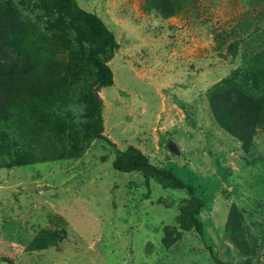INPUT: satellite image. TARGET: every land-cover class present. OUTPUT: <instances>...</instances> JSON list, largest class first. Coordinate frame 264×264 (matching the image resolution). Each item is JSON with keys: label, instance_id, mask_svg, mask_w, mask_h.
I'll use <instances>...</instances> for the list:
<instances>
[{"label": "rangeland", "instance_id": "1", "mask_svg": "<svg viewBox=\"0 0 264 264\" xmlns=\"http://www.w3.org/2000/svg\"><path fill=\"white\" fill-rule=\"evenodd\" d=\"M0 0V264H264V0ZM135 149L196 198L112 168ZM199 196V194H197Z\"/></svg>", "mask_w": 264, "mask_h": 264}, {"label": "trees", "instance_id": "2", "mask_svg": "<svg viewBox=\"0 0 264 264\" xmlns=\"http://www.w3.org/2000/svg\"><path fill=\"white\" fill-rule=\"evenodd\" d=\"M54 2L75 21L81 28L84 38L92 43V50L88 59L95 69L97 81L100 86L106 87L111 83V73L105 64L97 57L104 54L113 47V37L101 20L94 14L86 12L76 6L74 0H54ZM112 168L120 172L141 171L152 174L159 178V182L171 183L174 188H185L191 196L196 198V207L191 211V220L196 234L199 236L210 257L216 261L211 240L204 231L197 214L204 209L212 195L209 185L196 176L191 182L183 176H179V168L173 167L169 170H159L146 162V160L133 148L124 152L114 154ZM199 194V196L197 195Z\"/></svg>", "mask_w": 264, "mask_h": 264}]
</instances>
